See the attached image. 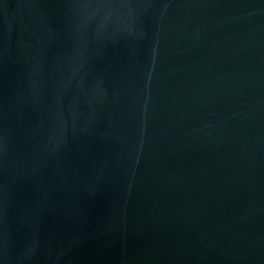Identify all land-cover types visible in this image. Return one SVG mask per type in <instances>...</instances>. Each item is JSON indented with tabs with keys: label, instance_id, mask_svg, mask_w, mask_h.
<instances>
[{
	"label": "water",
	"instance_id": "1",
	"mask_svg": "<svg viewBox=\"0 0 264 264\" xmlns=\"http://www.w3.org/2000/svg\"><path fill=\"white\" fill-rule=\"evenodd\" d=\"M0 264H264V0H0Z\"/></svg>",
	"mask_w": 264,
	"mask_h": 264
}]
</instances>
